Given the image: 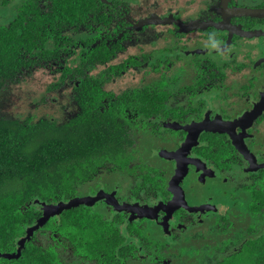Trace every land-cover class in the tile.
I'll list each match as a JSON object with an SVG mask.
<instances>
[{
	"label": "flooded vegetation",
	"instance_id": "obj_1",
	"mask_svg": "<svg viewBox=\"0 0 264 264\" xmlns=\"http://www.w3.org/2000/svg\"><path fill=\"white\" fill-rule=\"evenodd\" d=\"M25 1L0 0L9 10L0 24L14 19ZM32 2L44 13L52 0ZM65 2L86 4L88 12L84 22L62 28L61 36L80 35L113 49L94 67L113 68L103 75L112 98L147 89L155 108L143 112L126 105L132 139L126 156L97 166L67 197L37 199L38 207L28 203L25 208L39 215L15 239L14 251L2 256L17 257L32 241L52 246L59 264H65L63 244L73 258L94 264L144 257L170 264L167 253L180 251L187 256L182 264L264 262V249L255 248L264 245V0ZM135 69L145 70L146 78L119 93L106 88L116 83L113 77L129 75L128 83ZM142 105L146 102L137 107ZM111 176L117 180L115 192L101 188V182L86 191L94 180ZM54 205H60L57 211L49 209ZM69 208L99 214L118 230L123 245L134 246L133 252L115 262L78 253L64 234L45 227L60 223ZM154 227L156 235L150 231ZM38 232H47L55 244H41ZM142 246L148 252L143 254ZM150 250L155 251L149 255Z\"/></svg>",
	"mask_w": 264,
	"mask_h": 264
},
{
	"label": "trees",
	"instance_id": "obj_2",
	"mask_svg": "<svg viewBox=\"0 0 264 264\" xmlns=\"http://www.w3.org/2000/svg\"><path fill=\"white\" fill-rule=\"evenodd\" d=\"M32 1L23 2L14 19L0 24V91L32 65L53 66L58 72L49 88L69 79L76 109L62 123L49 118L33 121L30 116L24 120L0 117V264H59L52 246L43 248L32 241L17 257L2 256L14 251L15 239L39 215L25 206L37 199L67 197L77 180L90 178L97 166L119 162L132 140L125 126L129 121L123 113L126 105L143 112L155 108V98L147 89L113 99L103 78L112 67L93 74L95 66L109 59L112 48L105 43L93 45L80 35L61 36L62 28L84 22L86 4L52 0L43 13ZM70 47L77 48L72 57ZM143 102L145 106L137 107ZM59 222L45 227L64 234L86 258L115 262L118 256L133 252L134 246L123 245L118 230L99 214L69 208ZM255 248L264 249V245L257 243ZM241 260L217 264H264Z\"/></svg>",
	"mask_w": 264,
	"mask_h": 264
},
{
	"label": "rangeland",
	"instance_id": "obj_3",
	"mask_svg": "<svg viewBox=\"0 0 264 264\" xmlns=\"http://www.w3.org/2000/svg\"><path fill=\"white\" fill-rule=\"evenodd\" d=\"M8 9L5 6H0V22H5L3 15L8 14ZM77 48L70 47V54L71 57L74 56L73 52H75ZM55 65L57 66L56 62ZM136 74L135 78H131V80L127 83L129 75L127 76H119L113 77L112 79H116L115 84H111L106 86V88H112L115 93H119L122 89L135 85L137 81L144 80L146 78L145 70L135 69ZM100 69L94 68L93 74L97 75ZM138 71V72H137ZM57 69L55 67L49 66H40V65H32L26 69H24L17 77L15 81H12L6 85V87L0 91V117L5 118H17L20 120H24L26 117L30 116L33 121L38 120L39 118H49L54 119L60 123L67 121L74 113H75V106L72 104L71 101V94H72V82L68 80L59 82L58 85L54 87H50L53 85L56 79ZM142 77V79H141ZM143 82V81H142ZM143 135H146L144 133ZM146 137V136H145ZM144 139V140H143ZM151 140L148 138H142V142H150ZM150 146V145H149ZM156 164L158 159L153 160ZM116 177H105L101 180H94L91 182L86 191L89 190L88 188L95 187V183L101 182V188H108L112 191L118 190V188L114 185L117 180ZM121 183V182H119ZM99 184V183H98ZM214 189L218 186L215 184L213 185ZM99 187V190L101 189ZM115 192V191H114ZM38 201L33 200L31 203L32 205L38 207ZM56 206V205H54ZM53 206H50L49 209H52ZM96 208H99L98 206ZM105 207H102L101 210L105 211ZM39 227V226H38ZM37 227V228H38ZM36 228V229H37ZM155 228V227H154ZM152 235H156L157 228L150 230ZM39 233V232H38ZM40 240V243L43 245L47 244H55L52 237L48 235V233H39L37 234ZM61 247H65L64 252L62 251V258L65 261V264H94L91 262H81L78 258H73L71 256V251L66 250V245H62ZM59 251H61L60 247H58ZM143 254L147 251V248L142 246ZM169 250V249H168ZM155 250H150L149 255ZM168 252H172L169 250ZM181 254L177 255H169L171 253H167V258L169 259L170 264H182L183 261L187 258L184 254L182 258V251ZM155 254V253H153ZM175 254V252H174ZM166 255V254H164ZM150 257V256H148ZM147 257L142 258L141 260H133L127 262L126 264H159L154 262H149L145 260ZM162 264V263H161Z\"/></svg>",
	"mask_w": 264,
	"mask_h": 264
},
{
	"label": "water",
	"instance_id": "obj_4",
	"mask_svg": "<svg viewBox=\"0 0 264 264\" xmlns=\"http://www.w3.org/2000/svg\"><path fill=\"white\" fill-rule=\"evenodd\" d=\"M73 204V201H69L67 203L64 204V206H67V207H70L71 205ZM59 206L60 205H56V206H53L54 209H56V211L59 209ZM43 221L40 220L35 226H33V228H37L38 226H40V224L42 223Z\"/></svg>",
	"mask_w": 264,
	"mask_h": 264
}]
</instances>
